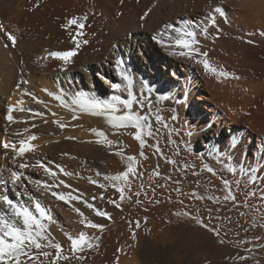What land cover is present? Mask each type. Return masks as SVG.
I'll return each mask as SVG.
<instances>
[{
	"label": "bare ground",
	"instance_id": "bare-ground-1",
	"mask_svg": "<svg viewBox=\"0 0 264 264\" xmlns=\"http://www.w3.org/2000/svg\"><path fill=\"white\" fill-rule=\"evenodd\" d=\"M41 1L43 6L39 7L38 12L43 18L46 10L48 11L45 19L51 26V30L48 29L50 39L30 50L35 52L37 59H44L47 65H42V60L40 63L34 59L38 62L36 63L31 62V59L26 60L31 63L25 61L28 65L20 66L19 61L9 62L0 50V144L15 142L18 146L19 140L29 134L38 137L32 142L37 145V152L26 154L23 159L17 158L15 162L11 150L0 147V196H7L34 213L33 201L45 208L52 217L51 222L44 221L48 231L56 242L63 245L65 254L70 257L60 264H264V207H258L264 205V201L246 198V192L251 191L252 186L245 189L243 183L239 188L234 184L235 179L243 181L246 177L234 176L225 169V161L232 164L237 173L241 168L254 167L257 170L255 187L264 190V81L257 79L249 70L250 64L255 61V51L264 57V37L259 35L264 31V0H200L208 4L207 13L215 7H221L227 16L225 22L223 17L217 15V23L222 32L213 45L203 40L204 38L198 39L199 47L209 53L210 64L218 69L223 68L230 74L228 78L206 73L202 64H197L194 60L170 55L168 50L153 39L163 28V20L179 15L176 11L178 2H174L175 0L167 13L163 3L155 8L142 3V9L139 10L127 4L123 8L126 0H109L117 8L122 6L120 10L123 12L119 22L111 21L117 26L114 27L116 31H111L112 36L113 32L117 35L115 38L111 37L116 56L113 60L110 59L112 61L108 60L109 63L102 57L90 59L89 52L94 48L92 45L79 48L77 55L67 65L49 55L51 52L74 48L69 40L60 47L50 43L52 38L65 29L66 23L57 24L62 17L60 13L70 6V11H76L77 14L81 11L82 3H87L89 8L92 3L89 0ZM85 11L80 12L78 18H83ZM144 12L149 15L141 20ZM41 18L38 17L37 20ZM50 20H54L55 24ZM17 23L14 21L15 26ZM89 26L88 23L85 24L82 30L86 39ZM67 29L66 34H76L75 26ZM19 32L22 31L17 34ZM44 32L45 30L40 32L41 38ZM248 33L254 35L249 36ZM28 35L26 34L27 37ZM99 35L100 40L102 37ZM249 40L253 43H248ZM102 44L100 42L98 45L102 51L100 55H105L106 50ZM118 59L122 60L123 69L132 78L135 95H140L135 87L141 89V82L154 89L150 96L151 110L149 111L146 103L141 114L150 116L152 123L153 135L145 138L147 144L158 145L159 151L146 145L143 151L147 159L140 156L139 144L129 134L134 130L116 131L103 118L83 113H77L78 119L73 120L69 109L62 107L59 110L60 106L56 109V103L52 104V97L43 91L47 89L53 93L67 94L82 91L75 82L80 74L86 77V69L83 67L88 66L89 70L96 71L104 91H107L104 96L95 93L97 97L107 98L119 94L121 97L117 96L121 99H127V87L117 74L115 62ZM134 64L139 67L141 64L145 65L141 66L140 79H135L138 74L130 71ZM147 67L149 72L146 75L143 70ZM105 77H109V80ZM112 79L120 80L122 88H114L113 85L119 84L113 83ZM135 81L139 82L138 86L134 84ZM87 85L90 87V83ZM85 93L92 95L89 91ZM144 93L145 96L149 95L146 90ZM159 93H167L174 99L159 102L156 98ZM33 96L43 103L35 102ZM175 99H179L181 103L177 104ZM18 100L23 101L18 107L33 109L45 115L42 118H30L31 114L27 111H15L12 115L16 122L9 123L5 119L7 109L16 105ZM134 110L139 109L134 106ZM157 115L162 118L160 123L154 119ZM173 115H177L178 119L171 120ZM165 122L168 127H164ZM33 124L35 127H32ZM60 124H65L67 128H64L67 130L61 129ZM93 128L103 131L107 139L112 141V146L95 143L98 138L90 132ZM24 129H28V132H24ZM189 131L192 132L191 136L187 134ZM66 153L73 160L66 161L63 157ZM128 155L136 157L140 178L132 180L131 189L126 190V198L122 202L119 200V193L112 187L101 189L89 183V179H95L107 184L103 176L125 171ZM165 157L176 163L169 164ZM6 160L14 165L13 169L7 166L5 168L3 164ZM25 160L32 165L40 161L56 173L57 183L62 180L71 186L65 188L61 184L53 191L71 192L81 196L82 200L72 201L68 205L57 201L50 192L42 191L37 186V181L52 184L53 179L39 166L21 169L19 164ZM63 165L66 167H60ZM205 165L216 174L205 171ZM61 168L73 175H63ZM13 171L22 177L15 185L11 183ZM157 172L159 175H156ZM193 172L196 174L193 175ZM223 180H227L232 186L236 195L235 202L223 200L226 194ZM177 188L180 189L179 194L175 190ZM136 192L140 193L138 197ZM101 193L106 198L121 203L122 210L108 204L107 199L101 200ZM192 193L205 199L196 200ZM93 196L96 197L94 201ZM209 196L219 197L220 202L214 203L207 198ZM83 200L109 212L112 219L97 217ZM73 208L79 209L83 216L78 215ZM185 212H189L190 216H185ZM6 214L7 209L0 203V216ZM191 216L201 218L209 228L217 229L219 235L197 225ZM81 218L103 224L104 228H86L79 223ZM17 226L22 225L17 222ZM81 231L91 237V242L96 246L78 253L83 259H76L70 251L67 237L78 235ZM45 250L55 254L54 249ZM44 264H48V261L45 260Z\"/></svg>",
	"mask_w": 264,
	"mask_h": 264
},
{
	"label": "snow or ice",
	"instance_id": "snow-or-ice-1",
	"mask_svg": "<svg viewBox=\"0 0 264 264\" xmlns=\"http://www.w3.org/2000/svg\"><path fill=\"white\" fill-rule=\"evenodd\" d=\"M217 15L224 18L225 22H227V16L224 10L221 7H215L211 12L205 17L203 21L190 23L189 21H178V26H174L171 23H167L163 25V28L157 32V34L153 37V39L169 51L170 55L186 57L190 60H194L197 64H202L203 69L206 73H211L217 77L228 78L230 74L226 72L223 68H216L210 64L208 59L209 53L203 51L199 45L200 40L198 36H203L205 39L209 38L210 28H215L217 36L213 37V39L218 38V34L222 32L218 23H217ZM148 16V12H145L141 17V20H144ZM87 20V17L83 18H72L68 20V23L64 26L65 29L75 26L76 34L71 37L74 48L68 51H57L51 52L49 55L55 59L63 61L65 65L72 62V58L77 55V50L81 47V43L87 44V40L81 41L79 38L83 36L82 30L85 27L84 21ZM174 34V35H173ZM249 36L254 35V33H248ZM260 36L264 37V31L259 33ZM7 39L12 43L13 46L16 44V38L10 33L7 34ZM248 43H253V41L249 40ZM177 49L179 51H177ZM117 68V74L120 76L122 81H124L127 87V99H121L117 95H111L107 98H99L95 94L89 95L83 91H76L74 94H67L64 92L61 93H53L48 91L47 89H43L52 97L53 100L58 101L59 105L63 108H67L72 112V119H78L77 113H83L90 115L92 117L103 118L106 124L116 130L119 131L121 129L124 130H134L129 134L132 136V139L138 142L140 151V156L147 159L144 154V149L146 145L148 147L155 148L159 151L158 145L152 144L148 145L146 141V137H152V123L150 116L141 114L143 109L145 108V104L147 103L149 111L151 110L152 104L150 96L153 93L154 89H152L149 85L141 82V94L139 96L133 93L132 88V78L130 75L123 69L122 60H117L115 62ZM238 79L239 77H232ZM27 83V81H24ZM114 88H119V85H113ZM147 91L149 94L145 96L143 93ZM25 95H31L30 93H24ZM157 101L163 102L168 101L169 99H174L167 93H159L157 95ZM32 99L37 103H43L35 96ZM177 104L181 103L179 99H175ZM23 101L18 100L16 105L10 106L7 109V115L5 119L9 123L16 122L12 113L15 111H27L31 114L30 118L35 117H43L45 113L34 111L33 109H24L18 107L21 105ZM134 106L139 110H134ZM55 115V113H53ZM161 116L157 115L155 117V121L157 123L161 122ZM178 119L177 115L171 116V120L175 121ZM47 123V121H45ZM55 123V121H53ZM32 127H35L33 124ZM59 127L63 129L66 127L65 124H60ZM164 127H168L167 123H164ZM24 132H28V129H24ZM98 139H96L95 143L107 145L109 147L112 146V141L108 140L105 133L101 130H97L95 128L90 129ZM19 134V133H18ZM189 136L192 135V132L189 131L187 133ZM100 138H103L101 140ZM38 137L33 134L27 135L25 138H22L17 143H9L4 142L0 144V147H3L5 150H11L14 154L12 159L15 162L17 158H25L26 154L32 153L35 154L37 152V145L32 143L36 141ZM69 139H74L73 137H69ZM169 143H172L169 140ZM179 154V153H177ZM66 155V154H65ZM169 164H175L174 160L168 159L165 157ZM127 167L125 171L120 172L116 175H105L103 179L107 181V184L100 183L98 180L89 179V183L98 186L103 189L106 187H112L116 193H119V200L122 202L125 197L126 190H130L132 186V180L140 178V174L137 172L136 167V157L132 155H128L126 157ZM39 166L43 169L44 173H46L50 178L53 179L52 184H47L45 182L37 181V186L44 192H50L53 197L57 201H63L65 204L71 205L72 201H81L82 197L79 195H73L71 192L64 193L53 191L54 188H58L61 184L65 188H70L69 184H66L64 181L56 182V173L53 172L50 168L37 161L36 165H32L27 160L21 162L19 167L21 169ZM187 167V165H185ZM225 169L230 174L236 176L239 175L241 177H246L245 180L235 179L234 184L237 188L241 186L243 183V187L247 189L249 185L252 186V190L246 192V198H258L260 201H264V190L257 189L255 187L257 182V175L255 173L257 170L253 167L250 169L241 168L240 172L237 173L236 168L225 161ZM204 170L208 171L212 174H216L214 170L207 165L204 166ZM60 172L65 176H72L73 173L65 171L63 168L60 169ZM196 173L193 172V175ZM99 176L100 174L97 173ZM156 175H159L157 172ZM131 178V179H130ZM22 177L17 172L13 171L11 175V183L17 184ZM225 195L223 196L224 201H236V195L232 190V186L229 185L227 180H223ZM162 187V185H160ZM141 188L143 185L141 184ZM177 193H180V189H175ZM135 195L138 197L140 195L139 192H136ZM192 196L196 200H203L205 197L200 196L196 193H192ZM101 200L107 199V203L114 205L117 209H121V203H118L115 199L106 198L103 193L100 194L99 197ZM130 199V197H128ZM209 200H212L214 203H219L220 198L209 196L207 197ZM31 199V197H29ZM96 199L95 196L92 197L94 201ZM0 203H2L7 209V214L5 216H0V264H36L39 261V264H44V261L47 260L48 264H60L61 261H66L70 259L68 255L65 254L63 245L61 243L56 242L51 233L48 231L47 225L44 221L51 222L52 217L47 213L45 208H43L38 202L33 201L35 213L31 211L28 207L17 204L9 199L7 196H0ZM83 203L92 210V212L97 217H102L106 220H111L112 216L109 212L98 208L94 203H88L87 200H83ZM139 203V201H137ZM258 207H264V205H258ZM122 210V209H121ZM73 211L77 212L81 217L83 214L79 209L73 208ZM185 216H190L189 212L184 213ZM244 215V213H241ZM191 219L195 221L197 225L202 228H207L210 232H214L216 235H219V232L215 228H209L204 221L197 217L191 216ZM17 222L22 226H17ZM79 223L84 225L86 228L103 230L104 225L99 223H94L91 221H87L83 218L80 219ZM137 227L139 224L137 223ZM68 241H70V251L72 255L76 259H83L82 256L77 255L78 253H82L86 248L91 249L96 245H93L91 242L92 238L86 235L85 232L81 231L78 235L68 236ZM98 240L99 237H96ZM223 243V241H221ZM33 249L36 251L34 252ZM45 249H54L55 254L47 251ZM43 257V259H41ZM243 259V257L241 258Z\"/></svg>",
	"mask_w": 264,
	"mask_h": 264
},
{
	"label": "rangeland",
	"instance_id": "rangeland-1",
	"mask_svg": "<svg viewBox=\"0 0 264 264\" xmlns=\"http://www.w3.org/2000/svg\"><path fill=\"white\" fill-rule=\"evenodd\" d=\"M40 1L41 0H0V50L3 53V55L5 54L4 55V58H6L9 62L19 61V65L20 66H26L27 63L36 62L35 60L37 59V57L34 55L35 52L34 53H33V51L31 52V50H33L34 47H37L40 43H43V44L46 43V39H47V42H49V39L50 38L48 37V35H49L48 33L51 30V26H49L48 20L45 19L48 11L46 10L47 13L45 12V16L43 18H41L42 15H41L40 12H38V9H40L39 7H42L43 6V4H41V3H43V1H41V2ZM50 1H53V0H50ZM89 1L92 3L91 6H90V8H89V6H86L87 3H85V4L82 3L81 4V11L80 12H82L83 10L84 11L86 10L84 12L85 13L84 14V17H87V20L84 21V23L85 24L88 23V25H90L89 26L90 29H89V32H88L89 33L88 39H86V37H84V34L82 36L83 38H79L81 41H83V40L86 39L88 45L81 43V46L82 47H80V48L83 49V47L85 48V47H89V46H92L93 45L94 48H92V50H91L93 52H91V51L89 52L90 59L91 58L96 59L97 57H102L103 59H106L107 60L106 63H109V61H112L113 58L116 56V51H115L113 45L111 44V39L112 38H115L117 35L113 32V36H112V32L111 31H116V28H114L116 26V23H113V22H119L120 21V17H121V15L123 13L122 10H120L122 8V6H119L118 7L119 9H118L115 5H113L114 3L113 4H110L109 0H89ZM176 1L178 2L177 3V6H176L177 7L176 11H177V13L179 15L174 16V17H171V18H167V19L163 20V25L164 24H167V23H171L174 26H178V24H177L178 21H180V22H182V21H189L190 23H196V22L203 21L205 19V17L208 15V13H207L208 8H206V6H208V4H205V3L201 2L200 0H175L174 2H176ZM172 2H173V0H126V3L123 5V8L127 4V5L133 6L136 9L141 10L142 9V6H141L142 3L144 5L146 4L148 7H154V8L157 7L160 3H163L164 10L167 13V12L170 11V6H171ZM191 3H192V5H191ZM84 5L86 6V9H83V7L85 8ZM87 7H88V9H87ZM178 8L181 9V10H179ZM64 10L66 12L63 11V12L60 13V15H62V17H61V20L59 22H57L58 25L65 24V23L67 24L69 19L78 18L79 17V13L80 12H78L77 14H75L76 11H73V10L70 11V6L69 7L67 6L66 9H64ZM176 11H175V13H176ZM144 13L142 15H144ZM64 15H65V17H64ZM38 17H40L41 20L40 19L37 20ZM57 17H59V15L56 16L54 19H56ZM10 19H11V21H10ZM31 19H32V21H31ZM14 21H16V23L18 22L17 23V26H15L16 24H14ZM50 21L53 24H55L54 23V20H50ZM62 21H63V23H62ZM111 21H113V22H111ZM8 22L11 23V25L13 23V25L11 26ZM92 22H93V24H92ZM13 27H14V29H13ZM19 29L22 32H19L17 34V32L20 31ZM48 29H50V30H48ZM11 30L16 31V32H13ZM43 30H45V32H44V35H42L43 38H41L40 37V32H43ZM209 30H210L209 31L210 32V35H209V38L208 39H205L203 36H198V37L204 38L203 40H206V41L209 42V44L213 45L218 40V38L213 39V37L215 35L217 36V34H216V31H215L214 28H210ZM28 31H30V33H28ZM67 31H68V29H63V32H61L60 34H57L54 38H52L51 41H50V43L52 42V45L53 46H55L57 44L55 47H60V46H62L65 43L66 40L67 41L68 40L69 41H72L71 38H69V36L72 37L71 35H73V34H71V33H68L69 35L66 34ZM8 33H10L13 36L14 35H18L20 37L19 38L18 36H16V37L14 36L16 38V44H15V46H13L12 43L7 39V34ZM25 33L26 34H29L28 37L26 36ZM62 33H63V35H61ZM212 33L215 34V35L213 36ZM97 34H98V36H97ZM99 34H101V37H102L100 40H99V36H100ZM21 35H22V37H21ZM35 35L37 36V38H35L36 37ZM67 36H68L69 39L66 38ZM44 37H46V38H44ZM64 37H65V39H64ZM43 40H45V41H43ZM39 41H41V42H39ZM100 42L103 43L102 44L103 45V48L106 50V54L105 55H100V52H102V51H100V47L98 46ZM26 50H28V51H26ZM30 52L33 53V54H31ZM254 54H255V56H254L255 57L254 58L255 61H252L253 64L252 63L250 64L249 70L252 71V74L255 75L257 79H260V80H263L264 81V57L261 55V53H259L257 51H255ZM26 55H28V56H26ZM31 59L33 61L28 62ZM110 59H112V60H110ZM26 60H28V61H26ZM38 60L39 59H37V61ZM40 60L43 61V64L42 65L46 64V61H44V59H40ZM36 63H38V62H36ZM40 63H42V62L40 61ZM124 63L126 64L125 61H124ZM128 65H131V64L128 63ZM255 65H257V66H255ZM141 66L142 67H145L144 64H141L140 67L137 66V65H135V64L132 67H130V71H132V72L135 71L138 74V75H136L134 77L135 79H140V77H141L140 76V74L142 73L141 72ZM83 68L86 69V74H85L86 77L84 75H81L80 74L78 80L75 82V84L77 86H79L80 90L85 91V92L86 91H89V93H92V94H95L96 93V94H100V95H103V96L104 95H107V91H104L105 88L101 85V83H102L100 81L101 79L98 78V76L96 75V71H94L93 69L92 70L91 69L89 70L88 69V66H84ZM143 71L147 75V72H149V68L147 67L146 70L144 69ZM253 71L255 73H253ZM27 78L25 77V79H27ZM105 78L108 79L109 77H105ZM112 82L113 83H116V84L118 83L119 86H120V88H122V86L120 85V83H121L120 80L117 81V79L116 80L115 79L114 80L112 79ZM87 83H90V87L87 85ZM134 84L138 86L139 85V82L138 81H135ZM135 89H136V92L137 93L139 92V94H141V89H139L138 87H135ZM143 94L145 95V93H143ZM117 95H119V94H117ZM119 96L121 97V95H119ZM262 96L264 98V94ZM51 101H52V104H54V105L56 103V109H58L57 107L60 106L58 104L59 102H57L55 100H51ZM57 104H58V106H57ZM262 104L264 106V100H263V103ZM60 108H62V107L60 106L59 107V110H61ZM66 128H63V129L65 130ZM63 157L66 159V161L73 160L72 156L69 153H66V155L64 154ZM9 162H10L9 160L4 161V164L3 165L5 166V168H6V166L8 168L14 167V165L10 164ZM0 165L2 166V164H0ZM60 167H66V166L63 165V166H60Z\"/></svg>",
	"mask_w": 264,
	"mask_h": 264
}]
</instances>
